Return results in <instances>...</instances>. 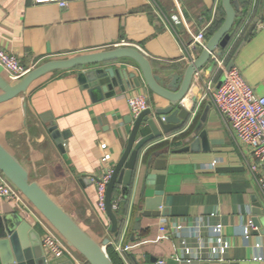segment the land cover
Returning a JSON list of instances; mask_svg holds the SVG:
<instances>
[{"label": "crops", "instance_id": "1", "mask_svg": "<svg viewBox=\"0 0 264 264\" xmlns=\"http://www.w3.org/2000/svg\"><path fill=\"white\" fill-rule=\"evenodd\" d=\"M250 1L247 7L239 6L232 43L257 21L232 60L253 93L264 96V0ZM222 16L220 0H72L63 9L32 0H0V46L29 69L50 59L129 46L150 60L154 72L168 68L181 73L186 57L200 52L192 46L193 36L204 29L207 41L209 27ZM116 65L137 73L131 60ZM213 70L210 62L200 69L184 100L189 109L188 98L199 97L194 126L208 105L199 128L207 149L178 152L183 145L173 142V152L157 158L164 160L162 168L155 166V158L148 164L141 153L127 198H121L119 186L114 188L122 220L116 236L109 231L107 217L96 210L91 178L113 167L122 154L132 126L127 96L141 94L150 107H163L164 99L143 85L125 93L116 90L114 96L94 102L78 83L75 69L53 70L35 79L24 93L0 103V143L29 180L97 242L108 238L110 246L128 247L118 254L122 264H141L148 256L160 264H264V194L246 168L250 151L208 100L201 99L203 82L217 85L221 78ZM0 74L7 80L1 68ZM52 126L67 136L62 151L48 132ZM101 144L110 154L108 162L102 160ZM156 144L153 150L165 145ZM17 213L40 238L37 211L29 203L0 198V216ZM216 224L223 226L221 237L228 244L218 259L211 253V227ZM184 247L189 248L190 262H185Z\"/></svg>", "mask_w": 264, "mask_h": 264}, {"label": "water", "instance_id": "2", "mask_svg": "<svg viewBox=\"0 0 264 264\" xmlns=\"http://www.w3.org/2000/svg\"><path fill=\"white\" fill-rule=\"evenodd\" d=\"M224 11L223 22L217 30L209 36L205 47L194 57L192 62L186 64L183 71H171L162 68L154 72L151 62L144 54L133 47H114L104 51L90 52L87 54L71 56L66 59H50L33 67L16 82L10 83L0 74V103L8 101L14 96L24 93L32 82L38 77L53 70L77 71L76 77L81 88L86 90L92 101L96 102L114 96L116 90L125 93L130 89H139L143 85L155 96L166 101L163 107L145 108L137 117L129 116L128 122L132 123L127 142L121 156L112 167V174L106 185L105 210L109 221V231L115 236L119 232L122 220L111 209V200L114 188L119 186L121 198L126 199L133 177L137 159L142 153L147 155L149 164L155 158V166L162 168L164 160L159 156L173 152L170 145L180 142L178 152L186 150L197 151L207 149L204 131L199 132L201 123L205 119L208 105L201 113L198 125H193L192 112L199 103L197 95L188 98L191 102L189 109L185 108L186 94L190 89L193 75L200 71L209 62V56L221 50L228 44L233 29L236 27V13L239 6L250 3V0H220ZM250 25L243 35V41L253 31L256 23ZM131 60L137 73L121 68L116 62ZM233 67L231 60L225 71ZM223 80L220 78L218 84ZM51 138L55 141L60 151L66 145L67 136L59 133L57 127L48 129ZM158 144L165 143L163 148L154 149ZM0 173L10 184L23 194L27 202L37 211L71 248L85 264H112L106 246L108 238L100 243L82 229L71 216L64 211L37 182L29 180V175L20 162L12 156L0 143ZM259 215L260 208L256 204ZM253 223L254 219L252 220ZM0 264H76L65 256L48 258L41 248L39 233L34 230L29 222L19 213L0 216ZM141 264H160L155 257L148 256Z\"/></svg>", "mask_w": 264, "mask_h": 264}, {"label": "built area", "instance_id": "3", "mask_svg": "<svg viewBox=\"0 0 264 264\" xmlns=\"http://www.w3.org/2000/svg\"><path fill=\"white\" fill-rule=\"evenodd\" d=\"M72 0H32L33 4H54L59 8H66ZM192 46L200 50L205 47L206 39L204 29L192 38ZM187 64L192 62L193 56H187ZM209 62L214 73L223 80L215 84L212 80L203 82L201 99H207L218 114L221 115L226 126L234 133L236 139L247 146L251 159L246 163L251 179L258 189L264 194V96L253 93L252 88L245 82L238 69L234 66L225 71L227 64L223 54L216 55L215 52L209 56ZM208 62V63H209ZM0 68L5 73L7 81L16 82L31 69L19 62L16 55L7 52L0 46ZM199 78V71L193 75ZM129 113L134 118L149 106L147 97L141 94H132L126 99ZM194 116V111L191 113ZM103 151L102 160L108 162L110 154L105 152V144L100 145ZM112 167H107L99 176L92 177L96 191V210L102 216H106L105 195L106 185L112 174ZM0 198L26 205L28 202L17 189L0 173ZM119 198L111 200V209L118 211ZM35 221L42 233L40 244L44 253L49 258L65 256L76 264H85L78 256L74 248H71L63 238L53 230L46 220L37 212ZM252 228V225H248ZM175 227L180 228L179 225ZM223 226L216 224L211 227L213 234V247L211 253L213 258H222L228 248V244L221 237ZM117 254L121 255L128 247L120 244L111 245ZM185 262H190V251L184 247ZM262 257L255 260L260 261Z\"/></svg>", "mask_w": 264, "mask_h": 264}, {"label": "trees", "instance_id": "4", "mask_svg": "<svg viewBox=\"0 0 264 264\" xmlns=\"http://www.w3.org/2000/svg\"><path fill=\"white\" fill-rule=\"evenodd\" d=\"M248 5L249 3L243 4L244 7H247ZM222 21H223V16L220 19H218L217 22H215L213 25L209 27L207 34L212 35L217 30V28L220 26ZM242 37H243V33H241V35L237 37L235 42L232 43V40H230L228 44L221 50L222 51L221 54H223L225 57L226 64H228L232 60L233 54L235 53V51L237 50V47L240 45V43L243 40ZM112 199H115V198L112 197ZM115 212L118 215V211H115ZM106 247H107L106 251H107L108 257L110 261L112 262V264H122L120 256L116 253V251H114L113 247L110 245H107Z\"/></svg>", "mask_w": 264, "mask_h": 264}, {"label": "rangeland", "instance_id": "5", "mask_svg": "<svg viewBox=\"0 0 264 264\" xmlns=\"http://www.w3.org/2000/svg\"><path fill=\"white\" fill-rule=\"evenodd\" d=\"M40 229V228H39ZM98 240V242H99V239H97Z\"/></svg>", "mask_w": 264, "mask_h": 264}]
</instances>
